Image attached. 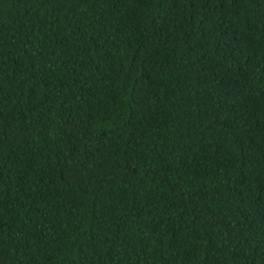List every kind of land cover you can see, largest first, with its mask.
<instances>
[{"label": "trees", "instance_id": "trees-1", "mask_svg": "<svg viewBox=\"0 0 264 264\" xmlns=\"http://www.w3.org/2000/svg\"><path fill=\"white\" fill-rule=\"evenodd\" d=\"M0 264H264V0H0Z\"/></svg>", "mask_w": 264, "mask_h": 264}]
</instances>
